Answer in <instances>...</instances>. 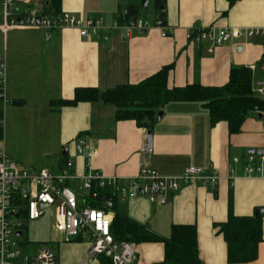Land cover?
I'll return each mask as SVG.
<instances>
[{"label":"crops","instance_id":"crops-1","mask_svg":"<svg viewBox=\"0 0 264 264\" xmlns=\"http://www.w3.org/2000/svg\"><path fill=\"white\" fill-rule=\"evenodd\" d=\"M142 1L61 0L62 11L104 20L107 29L88 39L72 28L58 30L49 39L43 29H0V46L5 49V61L0 63L7 72L8 99L6 106L1 102L6 128L0 150L26 168L58 172L71 159L78 175L101 172L122 183L136 177L145 166L170 178L180 177L190 166L203 169L205 175L217 174L216 188L180 182L179 190L170 194L164 205L140 195L125 201L116 198L115 206L164 238L171 236L175 225L196 226L203 263L229 264L222 231L230 208L237 217H252L264 209V178L244 171L248 153L264 150V110L251 112L241 132L231 135L228 123L212 124L208 110L199 102L167 104L153 127L152 149L145 151L148 130L132 120H116L115 106L101 100L63 102L72 101L79 88L105 92L120 85H136L166 67H170V88L191 84L223 87L233 67L250 69L252 88L257 87L264 81V37L231 40L210 53V41L194 42L188 34L194 28L264 29V0H240L232 7L227 0H167L165 36L155 26V10L145 14ZM130 6L140 7L151 25L143 35L128 37L123 29L114 27L117 21H130L123 15ZM80 139L84 146L80 147ZM91 149L97 155L88 160ZM26 152H41L44 159H28ZM234 158L240 162L234 163ZM43 163L50 168L39 167ZM72 187L78 185L72 183ZM160 198L156 195L157 201ZM261 217L263 241L258 259L247 264H264V213ZM55 231L59 239L52 241L55 250L50 249L57 264H100L89 254L88 241L66 243L64 235ZM136 245L134 264L164 262L163 243Z\"/></svg>","mask_w":264,"mask_h":264},{"label":"built area","instance_id":"built-area-1","mask_svg":"<svg viewBox=\"0 0 264 264\" xmlns=\"http://www.w3.org/2000/svg\"><path fill=\"white\" fill-rule=\"evenodd\" d=\"M32 0H0V29H43L47 39L58 30L72 28L82 38L106 30L102 18L84 19L74 13L62 11L60 14L45 9L42 4L31 7ZM127 16V12L123 13ZM155 26L163 30L158 19ZM117 29H123L125 35H143L151 25L143 17L122 24L114 23ZM264 37V29H220L194 28L188 38L194 42L210 41L209 52L231 40ZM105 40L108 39L106 35ZM253 93L264 99V81L252 88ZM0 100L4 106L7 99V72L0 63ZM4 123V122H3ZM79 145L84 146L83 139ZM146 151V149H145ZM97 155L91 149L87 153L90 160ZM239 163V158L233 159ZM75 162L65 161L64 166L53 172L48 169L34 170L20 166L4 150H0V264H57L55 253L48 247H42L36 254H28L20 248L16 239L24 237V225L41 219L47 209L55 211V229L64 235L66 243L78 239H88L89 254L98 258L104 256L110 264H134L137 260V245L133 242L116 241L112 233L115 219V199L120 201L146 196L151 202L164 205L170 194L177 192L180 182L192 184L201 182L203 186L216 188L219 184L217 174L205 175L204 170L194 166L187 167L178 178L165 177L156 170L142 167L136 177L125 183L101 172H86L78 175L74 171ZM244 171L249 176L264 178V153H248ZM72 183L78 185L77 189ZM89 192L85 194L84 192ZM99 192H102L99 195ZM105 193V194H104ZM156 195H160L159 201ZM101 198L103 200L101 201ZM91 202L98 205L90 206ZM21 223V225H19ZM22 232V237L16 235Z\"/></svg>","mask_w":264,"mask_h":264},{"label":"trees","instance_id":"trees-1","mask_svg":"<svg viewBox=\"0 0 264 264\" xmlns=\"http://www.w3.org/2000/svg\"><path fill=\"white\" fill-rule=\"evenodd\" d=\"M50 12L60 14L61 0H38ZM157 19L167 26V0H154ZM230 7L240 0H227ZM140 7L127 9V20L135 21L143 17ZM170 67L162 69L156 75L143 82L120 85L105 92L95 88H79L72 101L63 104H78L101 100L116 108V120H132L140 128L153 130L158 122V112L173 102H199L209 112L212 124L227 122L230 134H239L251 112L263 111L264 100L252 91V72L246 67H233L230 80L223 87H204L191 84L185 87L168 86ZM0 100V141L4 139L3 111ZM102 192H99L101 195ZM103 198H101V201ZM98 203L91 202L90 206ZM116 214L112 233L116 241L141 243H163L165 260L160 264H204L199 255L197 229L194 225H175L169 238L154 234L147 226L141 225L114 208ZM222 231L228 249L229 264H247L258 259L262 237V217H237L230 208L229 219ZM79 240V239H78ZM100 264H110L104 256L98 257Z\"/></svg>","mask_w":264,"mask_h":264},{"label":"rangeland","instance_id":"rangeland-1","mask_svg":"<svg viewBox=\"0 0 264 264\" xmlns=\"http://www.w3.org/2000/svg\"><path fill=\"white\" fill-rule=\"evenodd\" d=\"M149 5L146 9L143 10V12L145 14H147L148 11H154L155 10V1L154 0H149ZM40 5V2L38 0H32L30 6L31 7H35L36 5ZM0 54H2V56L0 57L4 63L5 61V49L4 46H0ZM5 116H4V121L7 119L6 115H7V110L4 112ZM6 126V125H5ZM6 128V127H5ZM7 130V129H6ZM1 150H4L3 148ZM36 151V150H35ZM24 156L26 158H31L35 161L39 159H44L42 157V153L41 152H26L24 153ZM45 159H47L45 157ZM44 161V160H43ZM21 162V161H20ZM19 164V163H18ZM20 166L21 163L19 164ZM24 167V166H22ZM39 167H43V168H50V165H45V163H43V165H39ZM26 168V166L24 167ZM31 169V168H29ZM85 194H89V192H84ZM55 220V211L54 209H47L46 214L44 217H42L41 219L37 220V221H29L24 225V237L16 239L17 241H19L20 243V248L22 249H30L34 252L38 251L40 248L42 247H48L53 249V251L55 250L54 244L52 241H56L58 240V236L56 234V231L54 229L53 226V221ZM85 241H88V239H85ZM25 242H27V245L25 244ZM27 246V247H26Z\"/></svg>","mask_w":264,"mask_h":264},{"label":"water","instance_id":"water-1","mask_svg":"<svg viewBox=\"0 0 264 264\" xmlns=\"http://www.w3.org/2000/svg\"><path fill=\"white\" fill-rule=\"evenodd\" d=\"M148 5H149V0H143L141 3V6L143 8H147ZM162 115H163V112H159V115H158L159 120L161 119ZM260 118L262 119V116H260ZM152 140H153V132L149 131L148 135H147V145H146L147 151H151V149H152ZM254 152H255V150L250 151V153H254ZM261 152L264 153V150L263 151H257V153H261ZM263 213H264V209H260V210L256 211L255 217L261 216ZM19 225H21V223H19ZM16 235L19 237H22V232H17Z\"/></svg>","mask_w":264,"mask_h":264}]
</instances>
